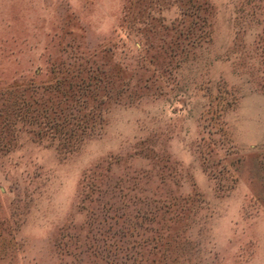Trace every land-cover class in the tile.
Segmentation results:
<instances>
[{"label": "rangeland", "instance_id": "374dc122", "mask_svg": "<svg viewBox=\"0 0 264 264\" xmlns=\"http://www.w3.org/2000/svg\"><path fill=\"white\" fill-rule=\"evenodd\" d=\"M0 264H264V0H0Z\"/></svg>", "mask_w": 264, "mask_h": 264}]
</instances>
